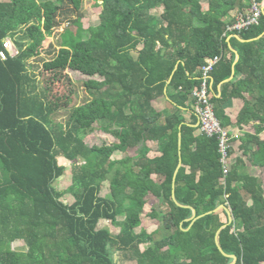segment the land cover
I'll return each mask as SVG.
<instances>
[{"label": "trees", "instance_id": "trees-1", "mask_svg": "<svg viewBox=\"0 0 264 264\" xmlns=\"http://www.w3.org/2000/svg\"><path fill=\"white\" fill-rule=\"evenodd\" d=\"M251 2L0 0V52L8 38L18 51L0 57V264H118L116 252L129 264H231L216 243L225 225L223 251L237 264H264L262 182L238 166L225 176L218 138L198 133L182 114L194 102L202 67L220 56L210 80L216 115L228 131L256 124L243 148L255 144L252 156L264 167V14L259 25L234 33L245 40L234 39L241 54L235 66L227 43V19ZM85 6L101 7L100 23L87 36L80 27L72 38L59 32L55 49L51 37L63 24L78 25ZM52 51L43 84L30 63ZM70 71L91 78L83 81L88 95L79 105ZM166 90L175 105L169 114L153 106ZM232 99L245 101L236 122L224 108ZM96 127L117 142L87 145L84 136ZM128 148L138 155L113 158ZM60 159L73 163L80 186L73 204L55 185L66 173ZM174 191L198 216L212 213L191 225L193 211L174 202ZM149 202L148 215L159 223L151 233L141 228ZM221 205L232 223L225 210L214 212ZM17 241L27 250H14Z\"/></svg>", "mask_w": 264, "mask_h": 264}, {"label": "rangeland", "instance_id": "rangeland-1", "mask_svg": "<svg viewBox=\"0 0 264 264\" xmlns=\"http://www.w3.org/2000/svg\"><path fill=\"white\" fill-rule=\"evenodd\" d=\"M1 1H10V0H1ZM39 1H46V0H39ZM101 12V7H97V6H85L84 9L81 12V17H80V23L78 25H68V24H63L62 27L53 35V37H51V40L54 44L55 49H57L59 46V32H63L65 30H68V33L65 36H71L74 37V35H76L77 32V27L82 28L83 33L87 36L88 33V29L89 27L92 26H96L100 23V19H99V14ZM13 47V51L14 53H18L16 47L14 46V43L12 45ZM52 51L51 53H47L45 52L42 56L40 57H35L31 60L30 63V68L31 71L38 75V78L43 82V84H45L46 80H45V76L42 74L43 70H42V66H43V62L46 59H49L52 55H53ZM15 54V55H16ZM71 75V78L74 81L75 84V88H76V93L73 96V105H79L83 102V100H85V98L87 97V90L86 88H84L83 85V81H87L91 78L84 76L80 73L77 72H73L70 71L69 72ZM92 79H97V80H101V78L99 77H94ZM57 90H61L58 88H56ZM70 112V110L68 111H61L58 115V120L56 121V124L60 123V121L62 122L66 116L68 115V113ZM84 140L86 142L87 145H89L90 147L95 146V145H113L117 142L116 138L113 137L112 135H109L108 133L102 131L99 127H96L94 132L90 133L87 136H84ZM122 156V155H121ZM120 156V157H121ZM119 157V156H118ZM60 164L64 165L66 167V173L65 176L58 182H56V187H58V189L62 192L65 193V196L63 197V201L67 204H73L75 202V199L73 197V191L74 192H79L80 191V186L76 187L75 183H74V178L73 175L75 173V170L73 169V163L69 162L65 159H60ZM80 165L83 164V160H80ZM107 194V191L103 192V195ZM153 206V202H149V204L146 207V210L142 216V227L141 228H146L147 226H149V224H152L153 222H155L156 224L158 223V221H154L152 220V218L149 217V213L151 212ZM120 220L123 219V217L119 218ZM159 224V223H158ZM104 226L109 228L110 231L113 233L114 232V228L110 225V222L106 221L104 222ZM141 228H139L137 231L139 232L141 230ZM149 230L151 229V227L148 228ZM13 249L16 251H26L27 250V246L25 245L24 242L22 241H17L14 242L12 244ZM115 252V249H114ZM115 259L118 260V264H129L127 262L124 261V257L121 253L116 252L115 253Z\"/></svg>", "mask_w": 264, "mask_h": 264}, {"label": "crops", "instance_id": "crops-1", "mask_svg": "<svg viewBox=\"0 0 264 264\" xmlns=\"http://www.w3.org/2000/svg\"><path fill=\"white\" fill-rule=\"evenodd\" d=\"M264 4V0H263ZM238 15L237 11H234L231 13L230 17L227 19V22L232 23L236 20V17ZM234 39H237L238 42L244 43L245 40H243L239 35H236L234 33H231L228 35L227 43L229 46V50L234 53L235 55V62L234 66L240 61L241 54L239 52V43L237 41H234ZM235 77V70L233 72V76L230 80H232ZM228 80V81H230ZM228 81L224 82L222 85L218 86L217 88V97L220 98L223 91V85L227 83ZM213 85V82L211 83V86ZM153 106L158 111H166L168 114L171 113L175 107V105L170 101L168 97V93L166 90V95L163 97L155 100L153 102ZM245 107V101L242 99H232L228 101L225 105V111L228 114V116L232 119L233 122H236L237 117ZM182 114L184 118L186 119L187 123L190 126H193L198 129V133L202 134L200 128H199V122L198 118L196 116L195 110H194V102L190 104L187 108L182 107ZM194 122V124H193ZM253 125V126H252ZM251 128H245L243 130L239 129L236 125H233L230 127V135L233 139V149L234 154L232 155V158L230 160V166H238L240 173H248L252 176H256L263 184L264 188V167L256 166L254 157L252 156L253 153L256 151V145L251 144L248 146L247 149L243 148V141L246 140L247 133L254 134V128L255 123H253ZM110 135V134H109ZM261 139H264V133L261 134ZM232 143V141H231ZM111 146V145H110ZM149 147H152V144H149ZM139 149L137 148H128L124 151H120L114 155V159H126L128 157H135L138 155ZM122 155V156H121ZM119 156V157H118ZM121 156V157H120ZM146 210V209H145ZM155 221V220H154ZM151 227L149 230L148 228ZM158 228V223L156 224L153 222L152 224H149V226L146 227L148 232H153Z\"/></svg>", "mask_w": 264, "mask_h": 264}, {"label": "built area", "instance_id": "built-area-1", "mask_svg": "<svg viewBox=\"0 0 264 264\" xmlns=\"http://www.w3.org/2000/svg\"><path fill=\"white\" fill-rule=\"evenodd\" d=\"M263 0H252L251 7L242 13H238L234 23L228 26V32H242L253 26L259 25L263 15ZM13 42L6 39L4 43V51L0 52L2 60H8V57L15 56L13 51ZM221 61L220 56L210 58L202 67L201 85L193 91L194 110L199 122V128L203 135L208 138L217 137L219 140L220 153L222 155L221 162L224 167L225 176L230 171V148L231 135L230 131L223 128L221 121L216 115L215 105L210 96V80L214 68Z\"/></svg>", "mask_w": 264, "mask_h": 264}, {"label": "water", "instance_id": "water-1", "mask_svg": "<svg viewBox=\"0 0 264 264\" xmlns=\"http://www.w3.org/2000/svg\"><path fill=\"white\" fill-rule=\"evenodd\" d=\"M263 14H264V5H263ZM181 138H182V136L180 135V144H181ZM181 166H182V160H180V164H179L178 169H177V171H176V173H175L174 181H175V179H176V176H177V174H178L179 169L181 168ZM174 187H175V184H174ZM173 200H174V202H175L178 206H180V207H186V208H191V209H192V211H193V215H192V218L189 219V221H191V225H193L198 219H200V218H202V217H204V216L209 215V214L212 213V212H209V213H207V214H205V215L198 216V215H197V212H196V210H195L194 208H192V207H190V206H184V205H182V204H180V203L178 202V200H177V198H176L175 191L173 192ZM221 210H225V211L228 213V215H229V223H232V221H233V217H232L231 210H230L229 208H227V206H225V205H221V206H220L219 208H217L214 212H218V211H221ZM226 227H227V225L223 226V227L218 231V233H217V237H216V243H217V246H218L219 250H220L225 256H228V257H230V258L233 260V262H232L231 264H237L238 258H237L236 256H234V255H232V256L227 255V254L223 251V249H222V247H221V245H220L219 235H220L221 231H222L223 229H225Z\"/></svg>", "mask_w": 264, "mask_h": 264}]
</instances>
